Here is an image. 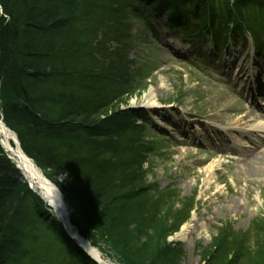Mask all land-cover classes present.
<instances>
[{
    "label": "trees",
    "instance_id": "16d2710c",
    "mask_svg": "<svg viewBox=\"0 0 264 264\" xmlns=\"http://www.w3.org/2000/svg\"><path fill=\"white\" fill-rule=\"evenodd\" d=\"M246 5L264 15V0H0V117L63 194L78 233L116 264H181L183 252L166 238L194 209L172 217L166 205L175 192L146 184L143 164L155 148L143 146L145 122L137 124L138 115L121 107L129 79L123 61L110 60L111 33L104 29L131 15L154 30L165 16L180 32L195 25L214 37L222 31L236 36L232 25L252 27L241 18L249 16ZM9 68L14 75H7ZM45 234L52 238L46 246ZM242 239L222 229L202 262L264 264V243L250 256ZM50 243L51 264H97L0 144V264H35L34 258L49 264L44 252Z\"/></svg>",
    "mask_w": 264,
    "mask_h": 264
},
{
    "label": "rangeland",
    "instance_id": "374dc122",
    "mask_svg": "<svg viewBox=\"0 0 264 264\" xmlns=\"http://www.w3.org/2000/svg\"><path fill=\"white\" fill-rule=\"evenodd\" d=\"M216 5L219 11L221 1ZM247 7L251 15L241 18L251 22L254 39L244 31L224 49L226 36L217 35L224 49L218 56L207 33L182 35L165 16L154 30L131 15L119 16L123 24L114 17L104 29L111 33L107 54L123 61L129 79L121 107L138 115L137 124L145 122L142 145L155 148L143 164L146 184L175 192L166 205L172 217L194 209L179 232L166 238L171 249L183 252L181 264H206L202 254L213 252L222 229L244 235L250 256L264 243V135L251 133L264 122V15ZM6 73L14 75L11 68ZM2 85L0 78V94ZM186 224L191 231L184 242L176 241ZM163 237L156 239L159 248L166 244ZM47 241L52 238L45 234V246ZM50 245L44 252L49 264Z\"/></svg>",
    "mask_w": 264,
    "mask_h": 264
},
{
    "label": "bare ground",
    "instance_id": "6f19581e",
    "mask_svg": "<svg viewBox=\"0 0 264 264\" xmlns=\"http://www.w3.org/2000/svg\"><path fill=\"white\" fill-rule=\"evenodd\" d=\"M251 133H259L264 135V122H261L260 124L256 125V127L253 128ZM0 142L2 143L3 148L6 150V153H8L14 159L15 163H17L19 171L22 174L24 181L29 184V186L33 187V189H35L36 194H39L40 197L54 209L56 215L66 218V225L68 220L67 227L71 229V234L76 237V230L69 221L70 214L68 212V208L66 204H64L63 198L61 197L60 193L55 191L54 187L47 182L45 173L38 168L36 163L29 159L24 152H22L14 133L7 129L1 119ZM190 225L191 224H186L185 227H183L182 232L176 236V241H185L187 233L192 229ZM84 245L88 253L94 256V258L100 264H115L101 252L95 250L93 248V245H91L89 241L88 245L86 243H84Z\"/></svg>",
    "mask_w": 264,
    "mask_h": 264
},
{
    "label": "water",
    "instance_id": "95a60500",
    "mask_svg": "<svg viewBox=\"0 0 264 264\" xmlns=\"http://www.w3.org/2000/svg\"><path fill=\"white\" fill-rule=\"evenodd\" d=\"M15 137H16V135H15ZM16 140H17V138H16ZM1 143V142H0ZM18 144H19V147H20V143H19V141H18ZM1 145H2V143H1ZM3 147V146H2ZM5 150V149H4ZM5 152H6V150H5ZM23 152V151H22ZM10 159L11 160H13V158L12 157H10ZM46 180H47V182L48 183H50V185H52L53 187H54V189H55V191H57L58 193H60L59 192V190H58V188L53 184V183H51L47 178H46ZM31 187V186H30ZM31 190L33 191V192H35V189H33V187H31ZM36 193V192H35ZM39 195V194H38ZM60 195L62 196V194L60 193ZM40 196V195H39ZM42 199V198H41ZM43 200V199H42ZM44 201V200H43ZM45 202V201H44ZM61 221H62V223H63V225H65V228H66V232H67V234L68 235H70L74 240H76L77 242H78V244H79V246H81L82 248H83V250L86 252V254L88 255V256H90V257H92L98 264H100L95 258H94V256H92L91 254H89L88 253V251H87V249L85 248V245H84V243H86L87 245H88V241L87 240H85L81 235H79L78 234V232H76L75 233V235H76V237L74 236V235H72L71 234V229H69V227H67V225H68V220H67V225H66V218L64 217H61ZM94 248V247H93ZM95 250H97L96 248H94Z\"/></svg>",
    "mask_w": 264,
    "mask_h": 264
},
{
    "label": "clouds",
    "instance_id": "9594fccd",
    "mask_svg": "<svg viewBox=\"0 0 264 264\" xmlns=\"http://www.w3.org/2000/svg\"><path fill=\"white\" fill-rule=\"evenodd\" d=\"M66 178V176L64 177V179Z\"/></svg>",
    "mask_w": 264,
    "mask_h": 264
}]
</instances>
